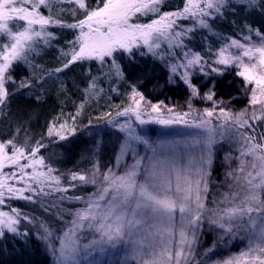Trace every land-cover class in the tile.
I'll list each match as a JSON object with an SVG mask.
<instances>
[{
  "label": "snow or ice",
  "instance_id": "1",
  "mask_svg": "<svg viewBox=\"0 0 264 264\" xmlns=\"http://www.w3.org/2000/svg\"><path fill=\"white\" fill-rule=\"evenodd\" d=\"M73 2L85 9V18L67 25L80 29L76 38L79 50H73L64 68L77 60L95 58L103 61L117 49L130 52L132 46H139L141 43L147 45L150 51L159 48L160 41H167L173 47H182L183 37L191 29L175 31L176 20L191 16L197 18L200 27L209 28L206 17L212 16L213 12L220 13L227 0H186L181 11L164 12L147 24L131 23L132 17L137 13L159 12L162 0H103L102 6L93 9L87 8L85 0ZM48 3L49 0H0V37L7 41H0V106L5 104L9 95L5 84L11 77L6 74L13 62L25 60L26 52L33 49L37 38H43L47 43L51 34L44 30L45 25L58 23L39 12V8ZM248 3L253 4L255 0H248ZM13 21H21L23 26L13 31V27H10V22ZM37 25L39 30H36ZM249 31L253 29L249 27ZM254 31L261 37L260 43H251V36L245 38L247 43L230 39L227 45L218 50L215 61L218 65L238 66L240 70L237 74L244 78L246 86H252L249 89V102L253 107L251 114L247 110L232 113L221 107L222 101L219 104L214 101V85L203 96V99L214 101L213 107L202 112H194L190 105L188 112H173L162 104L145 101L142 93L133 90L131 103L117 115L127 116L133 113L141 123H146L141 119L145 111L143 102L151 109L148 115L154 116L160 124L183 123L205 129L204 139L193 138L191 141L193 145L203 144L205 151L198 158L190 157L185 166L154 157L145 166L142 182L137 177L143 158H138L121 175L109 169L103 174V186L99 191L88 198L84 208L72 214L73 220L63 232L59 248L52 249L58 264H80L82 253L91 255V250L103 251L105 245L116 247L126 241L133 245L134 256L140 260V264H185L197 242V231L205 209L212 146L216 143L213 119L220 122L221 138L223 130L228 127L242 129L248 126L250 129L249 132L239 134L241 148L237 158L238 165L227 173L233 183L229 185L230 192L224 193L223 200L218 202L225 206H218L213 210L211 219V223L216 224L226 235L234 236L240 229L247 231L250 234L248 247L239 255L224 260L222 264H264V134L258 140L252 134L254 129L250 125V121L264 119V35L259 29ZM233 48L239 50L238 54L232 52ZM184 57V62L173 65L171 71L176 73L182 68L184 82L193 96H199V88L191 82V69L199 65L203 72V65L207 62L199 53L191 51L185 52ZM56 71L62 69L58 68ZM212 71L220 73L221 69L217 67ZM26 86L22 81L20 87ZM164 111L169 113V118H161ZM189 116L195 119L189 120ZM65 126L62 124L60 128L64 129ZM119 126L121 130H128L130 138L134 136L130 123ZM54 132L59 135L55 126L48 129L49 136ZM134 138L142 139L138 136ZM143 142L147 143L146 140ZM42 147L44 145L39 142L34 147H28L26 143L17 145L14 139L0 141V205L5 204L7 197L34 201L51 195L52 191L67 192L69 188L76 187L75 184H69L68 188L59 187L60 176L53 175L55 169L45 163L43 156H38ZM128 147L129 144L125 143L121 154ZM22 160L27 163H21ZM8 166L17 168L19 174L16 171L5 172L4 169ZM98 172V165H94L91 177L72 173L70 180L95 185ZM21 182L24 186L17 187ZM61 199L83 200L84 197ZM177 211L186 223L179 232V247L174 250L172 220ZM21 219L30 218L18 209L0 211V237L4 236L5 231L17 233ZM41 227L46 234L44 238L48 239L52 235L51 231L43 223ZM85 232L92 233L93 238L89 243L81 245V235ZM145 256H150V259H145Z\"/></svg>",
  "mask_w": 264,
  "mask_h": 264
},
{
  "label": "trees",
  "instance_id": "2",
  "mask_svg": "<svg viewBox=\"0 0 264 264\" xmlns=\"http://www.w3.org/2000/svg\"><path fill=\"white\" fill-rule=\"evenodd\" d=\"M88 9L102 6L103 0H85ZM186 0H167L159 9L154 12L151 19L144 18L142 24L150 23L157 19L164 12L181 11ZM70 10H74L71 14ZM39 12L50 17L58 23L45 25V31L51 34L48 42L43 38H37L33 44V49L26 52L25 60L13 62L6 76L11 80L6 82L8 97L5 104L0 106V132L7 139H14L17 145L27 144L34 147L37 142L44 145L38 153L43 156L45 163L50 165L55 171L53 175L60 176L59 187L68 188L69 184L76 187L69 188L67 192L52 191L46 197H40L34 201L7 197L8 209H18L22 214L29 216V220L21 219L18 225V232H8L0 240H4L6 251L9 252V259H1L0 264H19L12 258L15 254H21L30 264H54L55 256L53 248L58 249L56 244L63 235V232L70 226L73 220V213L82 209L81 200L61 199V197H84L82 201H87L89 197L97 193L102 185V177H96L97 183H85L81 181H71L72 173L90 175L93 166L98 165L99 170L113 166L120 157L121 172H126L131 166V156H134V164L138 158H143L139 173H143V167L148 157H154L159 150L148 149L152 141H160L163 144L174 143L177 138L170 135L172 127L179 126L193 127L191 124L175 123L160 124L156 119L150 117L148 109H145L141 119L146 123H141L136 119L135 114L127 116L117 115L131 103L133 90L142 93L145 101L151 104H162L173 112L184 113L189 111V105L194 112H202L204 109H211L215 99L221 100L224 108L232 113H239L247 110L250 106V99L242 98L245 82L234 68H222L216 64L217 52L221 47L227 45L230 39L245 41L246 37L255 38L259 29L264 35V0H255L249 4L248 0H227L220 13L213 12L212 16L206 17L209 28L200 27L197 18L187 17L176 20L175 31L191 29L183 37V46H170L167 41H160L159 48L150 51L147 45L136 46L131 52H115L110 58L100 61L98 59L77 60L64 68V64L71 58L73 50L71 46L72 38H77L80 29L70 28L67 25L75 24L85 18V9L73 0H49V3L42 5ZM139 20V16L135 18ZM14 25V26H13ZM23 22L11 23L13 31L22 27ZM249 27L253 31H249ZM39 30L38 27H36ZM0 41L7 42L0 37ZM191 51L199 53L205 63L203 72L200 66L191 69L192 83L195 84L202 96H193L191 89L178 77L169 75L173 65L184 62V53ZM40 53V57L39 56ZM219 67L220 73L212 71ZM62 69L57 72L56 69ZM119 71V74H117ZM200 75L208 80L209 88L201 90L198 78ZM159 79V83H154V79ZM61 79L58 86H53L52 82ZM198 79V80H197ZM197 80V81H196ZM27 84L20 87L21 82ZM97 85L108 96L111 101L110 109L98 112L93 103L87 104L81 109L82 103L77 101L76 109L67 102L76 97L81 90L89 91L90 85ZM156 86L161 87L160 93L156 95ZM214 87V101L203 99V96ZM57 97V98H56ZM76 102V101H75ZM143 105V102H142ZM251 114L250 112H248ZM169 118V113L164 111L162 117ZM133 119V120H132ZM189 120L195 119L193 116ZM14 120L16 125H12ZM132 120V121H131ZM111 121V122H109ZM131 124V130L135 131L142 139L140 142L130 139L128 130H121V124ZM220 122L213 119L212 124ZM65 124L61 129L60 125ZM17 125L23 128L19 129ZM252 134L257 136L264 134V119L250 121ZM55 126L56 131L62 130L65 138L61 139L56 132L48 135V129ZM234 134L240 137V133L249 132L248 126L245 128L230 127ZM68 129H74L69 131ZM101 132L106 134L101 136ZM24 136L19 143L20 137ZM104 140L103 142H99ZM182 138V139H180ZM193 138L185 134L179 137L180 144L184 140L191 142ZM204 139V138H200ZM147 141L144 143L143 141ZM230 138H216V143L212 146V163L210 175L208 176V191L204 200L205 209L200 223L201 232H205L203 244H197L192 249V254L185 264H202L201 261L210 256H222L227 251V236L216 225H212L207 213V206H215L216 200H223V194L228 193V177L225 151L226 142ZM131 143L137 147L136 153L131 149ZM129 147L121 154V149L125 145ZM95 150L91 155L90 153ZM11 152V148H9ZM204 152L205 147L201 146L197 152ZM176 152L174 157H176ZM46 170V169H42ZM139 174V175H140ZM23 182L17 187H23ZM55 187V186H54ZM46 191H49L46 189ZM30 193H27V195ZM217 202V203H218ZM207 216V217H206ZM44 224L51 231L52 235L45 239ZM44 232L42 237L40 233ZM86 233V232H85ZM85 233L81 235V245L87 244L88 239ZM1 242V241H0ZM128 242L121 243L116 247L103 246L104 250L96 249L93 264H130V255L124 252ZM196 253L200 255H196ZM84 254V253H82ZM196 255L195 259L193 256ZM206 255L205 257H203ZM86 257V255H85ZM87 258V257H86ZM88 261V259H87Z\"/></svg>",
  "mask_w": 264,
  "mask_h": 264
},
{
  "label": "rangeland",
  "instance_id": "3",
  "mask_svg": "<svg viewBox=\"0 0 264 264\" xmlns=\"http://www.w3.org/2000/svg\"><path fill=\"white\" fill-rule=\"evenodd\" d=\"M167 0H162L161 4L159 5V8L165 4ZM19 6V5H17ZM69 12L71 14L74 13V10H70L69 9ZM154 12H148L147 14H143V13H137L135 16L132 17V20H131V23H139V24H142L141 21H143V19L146 17L148 19H151L152 15H153ZM139 16V20H135V18ZM18 21H13V22H10L11 23H16ZM35 27H38L39 26H35ZM37 30V29H36ZM87 29L85 28V31ZM80 34V31L78 33L77 36H79ZM263 35V34H262ZM260 39L261 37L260 36H255V38L251 39V43H254V44H258L260 43ZM242 43H247L248 41L245 40V41H241ZM160 43V42H159ZM139 45H144V44H139ZM71 46H74L76 47L78 50H79V45L78 43H76V38H72V41H71ZM136 46H132L131 48V51L135 48ZM127 52L129 53V51H127L126 49H117L115 52ZM130 51V52H131ZM115 52L113 54H115ZM232 52L234 54H238L239 50L233 48L232 49ZM40 57V53H39V56ZM111 56H106L104 58L105 59H108L110 58ZM92 59H95V58H92ZM83 60H89V59H83ZM222 68H234L235 71L238 73V71L240 70L238 68V66L236 65H220ZM172 69V68H171ZM170 69V72H169V75L173 78H179L181 81L184 82L183 80V69H178V71L176 73H173ZM7 75V74H6ZM198 78H200L201 80L199 81L201 87L200 89L201 90H204V89H208L209 88V83L208 80L204 79V77L202 75H200ZM198 80V79H197ZM196 80V81H197ZM244 80V78H243ZM159 79L156 78V80L154 79V83H159L158 82ZM193 80L191 79V82ZM245 82V81H244ZM61 83V79L59 80H55L52 82V85L53 86H58L59 84ZM185 83V82H184ZM152 89H155V93L156 95L160 93V90H161V87L159 86H156V88H154L152 85H149ZM5 87H6V84H5ZM252 86L251 85H245V89L243 90V94L241 97V99L243 98H248L250 99V92H249V89L251 88ZM89 91L87 90H81L78 92L77 96L76 97H73V92L71 91V100H69V102H67L69 105H71L72 107H74L76 109V105H77V101H80L83 105L82 108H85V106L87 104H90V103H93L96 110H98V112H104L108 109H110L111 107V101L110 99L108 98V96L101 90L100 87H98L97 85H94L93 87V84L90 85ZM200 96H202L200 94ZM57 98V97H56ZM76 101V102H75ZM215 102L219 104V102H221V100H218L217 98L215 99ZM221 107H224V104H220ZM250 107L247 109V112H250L252 113L253 111V107L252 105L250 104L249 105ZM143 108L145 109H148L149 111H151L150 107H148L147 104H143L142 105ZM257 114L259 115V106H257ZM133 120V119H132ZM131 120V121H132ZM12 125H16L14 120H12ZM19 127V129L23 128L22 126L20 125H17ZM214 127H216V138H221V131L222 129L219 127V124H213ZM24 129V128H23ZM59 132V135L60 136H65V134L63 133V131L60 129L58 130ZM134 133V136L130 139L134 140L135 142L138 141L140 142V140H137L135 139L134 137L135 136H138L140 137L135 131H132ZM181 134H185L189 137H199V138H205L206 137V130L205 129H202V128H197L195 126L193 127H186V126H179V128H176V127H172L170 129V135L177 138L176 141L174 143L170 142L168 144H163L161 143L160 141H152L149 143L148 145V149H152V150H159V152L157 153V155H155L154 157L155 158H160V159H167V160H171V161H175L177 163V165L179 166H185L187 165L188 163V160L190 157L192 158H198L203 152H197L198 148L201 147V146H204L203 144H198V145H193L191 142L189 141H186L184 140V143L183 144H180V138L179 137L181 136ZM101 136L102 137H105L106 134L104 132H101ZM24 136H21L20 137V140L17 141L18 144L19 143H22L20 142L22 139H23ZM25 138V137H24ZM222 138H230L231 140H229L228 142H226V146H227V150L225 151V156H226V159H227V162H226V166H227V169H226V172H230L232 171L234 168L237 167L238 165V157H239V153H240V148H241V142H240V137L236 136L234 134V131L233 129H231L230 127L226 128L223 130V137ZM8 140L7 138H5L3 136V134L0 132V141H6ZM104 140H102L101 138V141H99L100 143L103 142ZM130 145H131V149L133 151H135L136 153L138 152L137 147L134 146L131 141H130ZM95 152V150H93L90 155ZM176 152L177 156L174 157V153ZM9 153H11L9 151ZM131 156V165L134 164V156L133 154H129ZM154 157H148L146 160V163L143 167V173H141L137 179L138 181H143V177H144V170H145V166L149 164V161L151 159H153ZM119 160H120V157H119ZM115 161L116 163L109 167V169H111L114 173H116L117 175H121L122 172H121V163L120 161ZM21 163H27L26 160H22ZM98 167H101V166H98ZM5 172H12V171H16L17 174H19V170L17 168H15L14 166H8L4 169ZM28 171H30V169H28ZM104 171V173H106L108 170L107 169H104L103 170H99L98 174L96 177H101L102 176V172ZM89 177H91L89 175ZM228 177V187L230 184L233 183V180L231 177L227 176ZM230 192V188H228V193ZM27 195V193H26ZM82 204L80 205H83L82 208H84L86 206V202L87 201H82ZM218 201L216 200V204L215 206H207V213L206 215L210 218L207 220H210L212 219L213 217V210H215L218 206L219 207H224L225 205L224 204H218L217 203ZM0 211H11L10 209H8V203L5 201V204L3 205H0ZM206 216V217H207ZM186 223L185 221H182V217H181V213L179 211H177L173 217V220H172V225L174 227V236H173V239H172V246H173V249L175 250L176 248L179 247V232H180V229L181 227L183 226V224ZM212 225H215L216 224H213ZM219 228V227H218ZM220 229V228H219ZM187 230V229H186ZM222 230V229H221ZM223 231V230H222ZM9 231H5V234L4 236L6 235V233H8ZM44 235V232L41 231L40 233V236L39 237H42ZM4 236H2L1 238H3ZM86 238L88 239V243L89 241L93 238V235L92 233L90 232H86L85 235ZM249 237H250V234L245 231L244 229H240L238 232H236V234L233 236V235H228L227 236V246H226V252L224 253V255L222 256H210V258H207L206 260L204 261H201L202 264H222V262L232 256H236V255H239L241 251L243 250H246L247 247H248V242H249ZM205 238V232H201L200 230V225H199V228H198V231H197V242L196 244L193 246V248L199 243V244H203V240ZM0 258L1 259H9L10 258V255H9V252L6 251V247H5V243L3 242L4 240H0ZM126 245V248L124 249V252L126 254H129L130 255V264H140V260L138 258H136L134 256V253H133V245L131 243H127L125 244ZM59 244H56V247H58ZM158 250V249H157ZM95 252L96 250H91V255H86L85 257V254H81V259H80V264H93V260H94V257L95 256ZM196 255H200L199 253ZM196 255L193 256V259H195ZM206 255H204L203 257H205ZM12 258L15 259V261H17L19 264H30V262L24 258L21 254H15L12 256ZM145 259H150V256H145L144 257ZM88 259V261H87ZM54 264H58L57 260L54 259ZM189 260V257L188 259ZM186 263V262H185Z\"/></svg>",
  "mask_w": 264,
  "mask_h": 264
}]
</instances>
